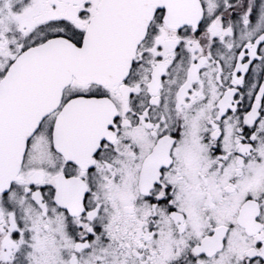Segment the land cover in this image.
Returning <instances> with one entry per match:
<instances>
[{
    "label": "snow or ice",
    "instance_id": "1",
    "mask_svg": "<svg viewBox=\"0 0 264 264\" xmlns=\"http://www.w3.org/2000/svg\"><path fill=\"white\" fill-rule=\"evenodd\" d=\"M0 264H264V0H0Z\"/></svg>",
    "mask_w": 264,
    "mask_h": 264
}]
</instances>
